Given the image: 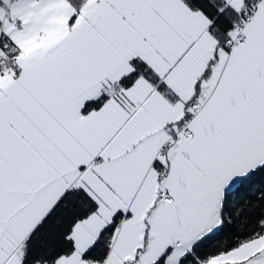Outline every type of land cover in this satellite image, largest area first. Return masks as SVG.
Masks as SVG:
<instances>
[{
    "label": "snow or ice",
    "instance_id": "1",
    "mask_svg": "<svg viewBox=\"0 0 264 264\" xmlns=\"http://www.w3.org/2000/svg\"><path fill=\"white\" fill-rule=\"evenodd\" d=\"M0 264H264V0H0Z\"/></svg>",
    "mask_w": 264,
    "mask_h": 264
},
{
    "label": "trees",
    "instance_id": "2",
    "mask_svg": "<svg viewBox=\"0 0 264 264\" xmlns=\"http://www.w3.org/2000/svg\"><path fill=\"white\" fill-rule=\"evenodd\" d=\"M256 187H259V183H257ZM229 231H230V229L228 227H226L221 235L225 236L229 233Z\"/></svg>",
    "mask_w": 264,
    "mask_h": 264
}]
</instances>
